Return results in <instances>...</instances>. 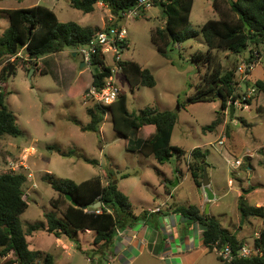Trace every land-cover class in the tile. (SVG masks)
<instances>
[{"label":"rangeland","instance_id":"1","mask_svg":"<svg viewBox=\"0 0 264 264\" xmlns=\"http://www.w3.org/2000/svg\"><path fill=\"white\" fill-rule=\"evenodd\" d=\"M37 1L0 0V9L30 7ZM40 1L42 5L52 7L62 22L75 21L80 25L93 27L113 23L114 14L102 2L97 4L93 12L85 13L73 7L70 0ZM212 1L194 0L190 26L197 30L199 35L176 44L169 57L159 53L152 39V30L164 24L160 5H154L140 16L122 22L128 29L129 38L122 54L123 60H133L148 68L156 78L155 86L132 87L121 69L112 65L115 70L114 80L120 87L121 94L127 95L128 108L132 113L140 115L146 108L178 112V122L174 127L171 143L186 151L183 157L173 153L159 161L153 156H144L139 150H129L128 140L113 129L110 112L105 117L100 131L82 129L90 122L88 109L94 104L87 101L84 94L80 95L79 88L83 84L84 89L90 83L93 68L80 67L82 60L76 54V49L67 47L61 52L48 54L36 60V64L34 61H26L25 67L22 65L23 60L18 61L15 74H11L12 76L3 83L8 93L7 104L16 115L22 135H5L0 139V173L9 172L10 163H19L27 154L25 149L35 146L36 151L28 156L24 161L25 165H21L18 170L27 176L23 187L29 206L21 215L25 228L30 223L46 222L45 213L49 211L57 213V209L51 205V200L56 198L58 193L45 180L46 174L69 178L78 183L95 175H107L105 181L115 180L117 177L121 178L122 173H133L134 170L156 176V173L166 168H175L177 165L186 167L188 153L195 147H201L209 151L207 177L213 179V189L218 194L217 198L210 200V213L218 217L225 228L234 233L239 231L243 244L255 243V235L261 229L263 218L251 216L245 218L242 224L243 215L238 210V195L240 192L244 194L247 205H264V149H261L262 155L258 154L253 163L255 170L250 169L256 155L255 150L261 145L264 146V112L257 110L259 95L256 94L258 97L255 96L249 108L241 109L236 106L233 118L226 113L222 124L214 129H204V126L217 117L220 101L215 99L189 102V96L196 93V86L207 70V66L202 65L199 72L197 62L192 60L194 54L208 52L201 27L210 19H219ZM8 27L7 15L0 12V35L4 34ZM215 53L224 70L232 69L237 64L238 56L231 50L219 49ZM244 55H247V52H244ZM5 60L6 58L0 60V73L6 69ZM261 65L264 66V60ZM29 68H33L35 72L34 75L32 73L31 80ZM43 70L46 73H43ZM243 120L247 122L243 123ZM228 132L233 136L228 138L224 145H212L220 134ZM144 134L145 132L141 133V136ZM232 144L236 149L231 147ZM57 147L61 151H58ZM247 149L253 150L252 156L245 157ZM84 156L96 160L97 163L86 161ZM225 156L242 157L243 164L240 168L233 169L227 164ZM230 179L233 183H230ZM148 181L153 182V177L148 176ZM154 184H148L146 191L158 200L159 197L154 192V188L158 186ZM190 185L191 179L184 185L183 192L184 199L188 202L194 200ZM37 233L36 238H33V234L28 237L32 246L53 254L56 263L58 259L59 264H109L107 261L93 259L97 254L94 253V247L87 243L93 235L82 238V248L75 245L71 246L70 250L64 249L66 258H61L63 253L58 247L57 236L46 230ZM78 236L79 234H74V241L79 242ZM61 238L68 245L70 240L73 241L66 236ZM194 255L192 264H224L208 249L198 250ZM150 258L152 259L148 253H144L136 264H150ZM155 262L166 264V261Z\"/></svg>","mask_w":264,"mask_h":264},{"label":"trees","instance_id":"2","mask_svg":"<svg viewBox=\"0 0 264 264\" xmlns=\"http://www.w3.org/2000/svg\"><path fill=\"white\" fill-rule=\"evenodd\" d=\"M70 1L73 7L85 13L93 12L97 4L102 2L117 16L134 7L138 0ZM154 5L161 6L164 24L152 30V39L159 53L169 57L170 51L176 44L199 35V32L190 26L194 0H155ZM212 5L219 19H210L201 27L208 52L192 56V60L198 64L199 72L202 65H206L207 70L196 86V93L189 96V102L215 100L213 96L208 97V93L213 90L214 84L220 81L218 91L222 93L224 103L220 106L217 117L209 125L204 126V129L220 126L230 97L233 100L239 97V94L235 93L234 86L237 64L232 69L224 70L215 51L228 49L235 55L244 54L249 49L253 51L252 48L259 46L264 39V0H213ZM0 12L5 13L9 20V27L0 35V60L16 55L24 49L25 56L36 64V60L48 54L61 52L67 47L76 49L88 43L99 29L83 26L75 21L62 22L54 10L41 4L2 8ZM18 61L7 64L6 69L0 73V139L5 135L12 137L22 135L16 115L7 104L8 93L3 83L7 80L12 65H15L12 71V74H15ZM118 63L132 87H152L157 84L153 73L138 62L121 60ZM26 64L27 62L23 60L22 65L25 67ZM99 64H102V67H99ZM42 72L46 73L44 70ZM111 75L112 68L106 66L102 58L97 57L93 63L91 81L84 89L81 84L80 95H85L92 85L103 84L104 79ZM255 82L259 95L257 110L264 112V80L255 79ZM108 112L111 113L113 129L128 140L129 150H139L144 156H154L159 161H163L164 157H170L173 153L178 157L185 156L186 151L183 148L171 145L172 133L178 122V112L146 108L140 115H135L128 108L127 95L120 94L108 107L94 104L89 108L90 122L82 129L100 131ZM143 128H153L154 131L147 138H143L139 135ZM227 135L228 138L231 137L229 132ZM57 150L61 151L58 147ZM208 153L207 149L201 147H195L190 152L188 168L195 184L199 187L203 184ZM84 159L97 163L87 156H84ZM26 180L27 176L22 172L0 173V264H56L53 254L30 248L27 236L41 230H46L59 238L66 236L73 241L74 234L90 230L95 234L94 243L103 248L114 239L118 229L132 227L141 218L135 214L128 197L119 189L114 179H110L105 184L101 176H94L78 183L69 178L46 174L45 180L58 193V196L51 200V205L57 209V213L53 210L49 211L45 213L46 222L30 223L25 228L21 215L29 206L23 187ZM68 194L77 201V206L67 199ZM245 200V196L241 195L240 212H243L246 218L251 216L263 218L261 237L256 240L263 248V253L256 257L237 259L233 263L223 262L224 264H264V206L247 205ZM99 201L103 209L102 213L96 214L84 210L83 207L93 208ZM175 211L203 227V243L209 251L211 245L216 242H230L235 249L243 244L234 232L222 226L218 218L202 213L196 205H178ZM9 252H13V257L3 261V257Z\"/></svg>","mask_w":264,"mask_h":264},{"label":"crops","instance_id":"3","mask_svg":"<svg viewBox=\"0 0 264 264\" xmlns=\"http://www.w3.org/2000/svg\"><path fill=\"white\" fill-rule=\"evenodd\" d=\"M37 4H41V1L38 0L34 5ZM99 4L101 3H98V5ZM49 8L52 9V7ZM96 27L100 29L105 26L103 23L102 26ZM263 72L264 66H262L261 64L258 65L254 70V79L264 80V77H262ZM245 122L247 121L243 120V123ZM230 127L232 128V124L229 125V128ZM100 129H102V126ZM153 131V128H143L140 131L139 135L141 136V133L145 132L144 136L141 137L147 138ZM171 145L173 144L171 143ZM232 146L234 149H236L235 145L232 144L231 147ZM261 149H264L263 145L255 150V158L250 164V169L252 171L255 170V166L253 163L255 162V159L258 158V154L262 155ZM247 151H250L253 155V150L247 149ZM190 152L188 153V160L190 157ZM188 160L186 162V167L177 165L175 168H166L156 173V176L154 174L150 175L149 173H139L138 170H134L133 173H122L121 178L117 177V179L115 180L117 181L119 189L128 197L135 214L141 217L139 221L132 227L118 229L114 239L103 248H100L94 243L95 234L90 230L79 232V242H71L70 240L69 245L66 244L64 240H62L63 238L57 237L58 247L63 253V256L61 258H66V251H63L64 249L70 250L71 246L75 245L81 246L82 248V238L84 236L88 237L90 235H93V238L87 243H89L90 246L94 247V253L97 254V256H94L93 259H96V261H107L109 264H136V262L141 258V255H143L144 253H148L150 257H152V259L150 258L151 261L148 260L150 264H155V261H166V264H192V258H194L195 256L194 252L207 249L205 248L203 243V227L198 222L190 219L189 217L183 216L179 212H176L175 208L178 205H196L200 208L202 213H206L205 210L207 208V205H209L210 200L207 198L204 187H199L195 184V181L193 180L191 172L188 168ZM259 161H261V159ZM208 163L209 162L207 157V164ZM127 167L128 166H126V168ZM205 173L207 174V167ZM134 174L139 175L136 176ZM95 176H101L104 183H107V181H105L107 175ZM148 176L153 177V182L148 181ZM190 179L192 180L190 189L193 193L194 200L188 202L185 201L183 192L184 185ZM209 179V187L214 192V194L218 196L215 189H213V179L211 177H209ZM237 179L240 178L237 177ZM154 183L158 186L154 188V192H156L157 197H159L158 200L154 199L153 196L146 191V186L148 184ZM230 183H233L232 179H230ZM175 195L177 196L175 197ZM241 195L244 194L240 192L238 195L239 199ZM256 206L264 205L262 203H257ZM157 208H159V210H157ZM209 208L212 209L211 203L209 205ZM210 212L211 211L209 209L208 214L214 216ZM261 224L263 226V222ZM36 233L37 232L33 234V238H36ZM29 236H27V239L30 244V248L38 250L35 249V245L32 246L31 241L28 238ZM237 236L239 237V233L237 234ZM56 264H59L58 259Z\"/></svg>","mask_w":264,"mask_h":264},{"label":"built area","instance_id":"4","mask_svg":"<svg viewBox=\"0 0 264 264\" xmlns=\"http://www.w3.org/2000/svg\"><path fill=\"white\" fill-rule=\"evenodd\" d=\"M155 0H138L134 7L129 10L123 11L120 15H114L112 18L113 23L107 25L103 28L98 29L91 37L88 43L80 45L76 48V54L81 57L82 62L85 63L86 67L93 68L94 60L100 57L104 60V64L112 68V75L105 78L103 84L92 85L88 92L85 94L84 98L92 102L93 104H98L104 107H108L113 104L121 94V89L114 80V68L112 65L119 67V61L123 60L122 54L125 50L129 38L128 29L122 24L124 20L132 19L134 17L140 16L146 10L154 6ZM247 50V55L239 54L237 59V66L235 71V93L239 94L236 100L230 97L226 109V113L230 114V105L235 103L241 109L249 108L251 100L253 101L257 94V86L255 79L253 77L255 68L262 64L264 60V39L259 46ZM16 60L30 61V59L25 56L24 49L19 51L16 55L9 56L5 60V64H9ZM102 67V64L98 65ZM120 69V67H119ZM264 77V72L263 76ZM1 84V83H0ZM108 114V113H107ZM107 116V115H106ZM228 140V135L222 133L218 138L212 142L213 146L224 145ZM26 156L19 162H11L9 165V172H18L21 165H25L24 161L29 155L36 151L35 146H30L25 149ZM246 156H252L250 151H247ZM227 164L233 169H238L243 164V158L225 156ZM86 212L100 214L103 209L101 206L93 208L86 207L84 209ZM159 210V208H157ZM261 237L260 231L255 235V243L253 245L242 244L238 248L235 247L230 242L220 243L216 242L211 245V251L216 254V256L225 263H233L237 259L249 258L260 256L263 253V248L257 243V239ZM13 257V252H9L3 259ZM16 264V263H14Z\"/></svg>","mask_w":264,"mask_h":264},{"label":"water","instance_id":"5","mask_svg":"<svg viewBox=\"0 0 264 264\" xmlns=\"http://www.w3.org/2000/svg\"><path fill=\"white\" fill-rule=\"evenodd\" d=\"M81 68H84L85 67V63L84 62H82L81 63V66H80ZM15 68V65H12L11 67H10V72H9V74H8V77H11L12 75V71H13V69ZM31 72H30V74H29V79L31 80L32 79V73L34 72V69L32 68L31 70H30ZM220 81H218V82H216L215 84H214V89L210 92V93H208V97H214L215 99H218L219 101H220V104L221 105H223V103H224V97H223V95H222V93L221 92H219V91H217L218 90V83H219ZM215 91H217L216 93H215ZM230 115H231V117L233 118L234 117V115H235V103L233 102V103H231V105H230ZM209 184H210V181H209V179H208V177H207V174L205 173L204 174V179H203V184H202V186L204 187V190H205V192H206V195H207V198L209 199V200H213V199H215V198H217L218 196L217 195H215L214 194V192L211 190V188L209 187ZM67 199L73 204V205H75V206H77L78 205V203H77V201H75V200H73V198H72V196L71 195H67ZM95 206L96 207H99V206H101V202L99 201V202H97L96 204H95ZM84 209L86 208V207H83ZM205 212H206V214H208L209 213V205H207V208H206V210H205ZM242 215H243V221H242V224H244V222H245V215H244V213L242 212ZM239 233V231H236L235 232V234L237 235Z\"/></svg>","mask_w":264,"mask_h":264},{"label":"flooded vegetation","instance_id":"6","mask_svg":"<svg viewBox=\"0 0 264 264\" xmlns=\"http://www.w3.org/2000/svg\"><path fill=\"white\" fill-rule=\"evenodd\" d=\"M218 87V86H217ZM214 89V88H213ZM218 91V90H217ZM217 91H215V93L217 92Z\"/></svg>","mask_w":264,"mask_h":264}]
</instances>
